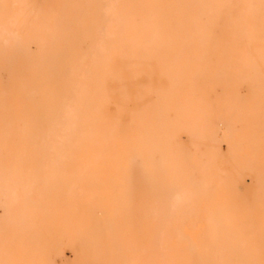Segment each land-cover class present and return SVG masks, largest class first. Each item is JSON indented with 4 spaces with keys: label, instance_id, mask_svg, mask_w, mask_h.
Instances as JSON below:
<instances>
[{
    "label": "rangeland",
    "instance_id": "rangeland-1",
    "mask_svg": "<svg viewBox=\"0 0 264 264\" xmlns=\"http://www.w3.org/2000/svg\"><path fill=\"white\" fill-rule=\"evenodd\" d=\"M110 1L0 0L2 238L8 241L15 230L11 218L22 215L20 203L35 201L29 186L36 174L47 181L62 164L56 195L74 201V195L88 190L68 181L72 170L88 176L76 162L80 150L88 157L102 155L97 144L112 138L123 147L114 148V156L127 155L129 168L137 171L145 166L141 140L151 139L177 169H186V179L173 189L174 206L163 198L148 203L162 216L139 244L157 247L152 253L142 250L141 262H191L195 255L188 251L174 254L188 241L205 254L233 241L240 264H264V107L241 106V120L231 121L234 102L253 103V75L264 74V49L250 50L233 33L222 0ZM96 69L105 76L86 93ZM37 88H52L59 103L51 107L44 97L42 114L23 127L7 110L36 97ZM81 100H89L86 120L75 108ZM260 102L264 92L255 104ZM119 118L117 126L113 122ZM109 168L120 166L114 160ZM112 180L115 186L109 183L92 200L93 218L110 226L102 230L110 242L134 246L129 235L137 229L135 214L122 202L125 179ZM48 206L43 204L45 215ZM86 250L87 242L69 239L55 264H78ZM33 251L36 255L37 248ZM217 262L231 264L230 259Z\"/></svg>",
    "mask_w": 264,
    "mask_h": 264
},
{
    "label": "bare ground",
    "instance_id": "bare-ground-1",
    "mask_svg": "<svg viewBox=\"0 0 264 264\" xmlns=\"http://www.w3.org/2000/svg\"><path fill=\"white\" fill-rule=\"evenodd\" d=\"M108 1L110 0H107V2ZM200 1L204 3L207 0ZM222 1L223 3L220 7L225 6L228 10V13L226 14V22L231 26L233 33H236L239 38L245 39L250 50L255 52L263 50L264 0ZM111 13V15H113V12ZM150 25L151 24H149V26ZM217 49L218 48H216V50ZM158 53L160 54V52ZM252 60L255 63L259 62L258 57H253ZM246 66L247 65H245V67ZM58 68H60L59 65L55 70ZM104 76L105 72H103V70H94L89 77L85 92L94 91L93 89L98 86L99 79ZM234 77V75L229 76V78ZM253 77L255 78L256 85L252 96L253 103L248 106L245 103L236 104L234 102L235 116L231 117V121L241 120V106H246L251 111L257 109V106L264 107V102H260L259 105L255 104V101L259 100V94L264 92V74L255 73ZM36 92V97L29 96L24 100L22 106H11L7 110L8 116L10 118H18L21 120L23 127L34 122L35 119L42 114L43 109L40 102L44 97L49 98L51 107H54L55 105L57 106V103H59L54 94H52V88H37ZM89 107V100H81L75 106L81 119H87L86 113ZM222 119L227 122V131L232 133V123H230V118L224 113ZM37 122H39V120ZM113 123H117V126H120L122 125V120L119 118L116 121L114 120ZM252 133L253 129L250 130V135ZM19 134L21 135V133ZM181 134H183V132ZM219 140H221V143L223 142V139L220 138ZM24 141L22 144H24ZM141 142L144 144L143 150L146 153L144 156L145 166L137 171H133L129 168L130 159L127 155L122 154L119 157L114 156V148L116 149L118 147L122 150L123 147L120 145L118 146L112 138H107L105 141L97 144L104 150L102 155L88 157L83 150H80L76 162L78 165L85 166L84 170L88 173V176L85 177L80 172H77V170H72L68 176V181L73 187L76 185H79V187L86 185L88 190L85 193L78 192V194L74 195V201L59 199L56 195V189L59 184L58 177L62 176L64 173V167L62 164H59L55 173H53L47 181H43L41 177L36 174L29 186L30 191L36 199L33 203H20V205L23 206L21 211L22 215H15L11 218V220L17 223V226L10 234L8 241H5V239L2 238L3 234L1 233V229L5 226L0 227L1 264H55L54 258L57 255L63 254V249L66 247V242L69 239L81 241L82 243L87 242V250L82 254V258L78 264H143L140 259V253L142 250L152 253L155 252L157 247L154 244H151L147 245V247L141 248L139 244L152 233L151 225L162 216L159 215L148 203L151 201L154 202V200H157L158 198H163L166 203L168 202L173 205L177 200L173 198V189L181 181H185L186 169H177L173 165L171 155L165 153L162 146L160 147L156 140L143 139ZM161 144L162 143H160V145ZM153 151H155V153L150 155ZM2 158H4V156ZM113 159L117 161L120 166L117 170H111L109 168V163L114 162ZM65 160H67V158ZM91 164H94L92 168H90ZM116 175H121L125 179L122 198L123 206L126 210H130L135 214L137 229L133 234L129 235V237H132L130 239H134L135 241L134 246H131L129 242V245H126L127 243L116 244L115 242H110L107 236L102 235V230L104 228L109 229L110 226L106 224L105 220L95 222L93 218V212L96 205L92 200L97 196L96 193L99 194V192L108 186L109 183L112 187L115 186V182L112 179ZM44 203L49 205L48 215L42 213ZM235 208L237 207L234 205V209ZM231 224L233 227L238 228L237 232H241V228L237 223L231 222ZM57 233L59 235H57ZM54 234H56V236H54ZM35 247L37 248L36 255L33 253ZM184 251H188L195 255L193 261L189 262L173 259L171 264H206L207 262L210 264H217V261H222L223 259H230L231 264H240L238 243L233 241L225 245L221 244V246L211 248L208 254L202 253L194 243L188 241L185 243L184 247L179 248L174 254ZM69 264L77 263L72 261Z\"/></svg>",
    "mask_w": 264,
    "mask_h": 264
}]
</instances>
